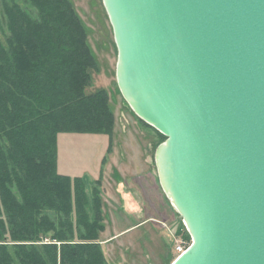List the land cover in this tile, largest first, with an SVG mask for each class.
Wrapping results in <instances>:
<instances>
[{
    "label": "water",
    "instance_id": "obj_1",
    "mask_svg": "<svg viewBox=\"0 0 264 264\" xmlns=\"http://www.w3.org/2000/svg\"><path fill=\"white\" fill-rule=\"evenodd\" d=\"M116 84L165 137L160 185L191 237L172 264H264V0H102Z\"/></svg>",
    "mask_w": 264,
    "mask_h": 264
},
{
    "label": "trees",
    "instance_id": "obj_2",
    "mask_svg": "<svg viewBox=\"0 0 264 264\" xmlns=\"http://www.w3.org/2000/svg\"><path fill=\"white\" fill-rule=\"evenodd\" d=\"M0 15V264H107L98 183L57 170L59 133L113 129L106 91L85 92V28L70 0H0Z\"/></svg>",
    "mask_w": 264,
    "mask_h": 264
},
{
    "label": "crops",
    "instance_id": "obj_3",
    "mask_svg": "<svg viewBox=\"0 0 264 264\" xmlns=\"http://www.w3.org/2000/svg\"><path fill=\"white\" fill-rule=\"evenodd\" d=\"M113 95L116 101L119 100V107L124 106L125 111L121 119L114 117L112 134L59 133L57 144L61 138L69 136L73 141L80 140L85 149L60 151L57 145V170L70 177H82L92 184L98 183L102 225L106 230L115 228L106 237L101 235L103 231L99 233L98 239L107 264L113 261H110L105 246L112 244L115 238L118 240L119 236L133 235L130 243H119L121 255L133 258L138 264H153L154 239L165 259V248L159 236L163 228L159 224L165 218L158 221L153 214H147L155 211L154 205L165 207V193L160 185L155 161L160 142L154 130L145 126L134 114L119 91L115 90ZM90 137L95 138L91 144L87 139ZM167 205L172 207L170 201H167ZM171 212L175 217L173 207ZM134 247L140 249L133 250Z\"/></svg>",
    "mask_w": 264,
    "mask_h": 264
},
{
    "label": "rangeland",
    "instance_id": "obj_4",
    "mask_svg": "<svg viewBox=\"0 0 264 264\" xmlns=\"http://www.w3.org/2000/svg\"><path fill=\"white\" fill-rule=\"evenodd\" d=\"M73 4L74 10L81 21L83 27L86 31V39L91 50V53L95 59V67L90 68L89 70V84L85 88L86 93H96L100 90H104L106 96L105 101L108 105V108L111 110L113 117L120 118L124 115L125 108L120 105L119 100H115L113 93L119 91L116 84V54L117 49L113 39L112 28L108 20L105 8L103 6L102 0H70ZM0 34L1 38H6L8 35V30L4 25L2 16L0 15ZM118 89V90H117ZM110 91V92H109ZM114 91V92H113ZM120 93V91H119ZM112 97V98H111ZM118 104V105H117ZM128 105V104H127ZM115 111V113H114ZM128 114V117L131 116ZM126 115V114H125ZM127 116V115H126ZM71 135V134H70ZM58 139V138H57ZM89 144L95 141V138L90 137ZM164 138L161 137L159 142H164ZM60 151H65L71 149L75 152L78 149L84 150L83 144L79 141H73L69 136L63 137L60 139L57 144ZM84 155V154H83ZM86 163V162H85ZM87 181L86 179H84ZM92 183L87 181V189L90 190ZM169 199L165 194V207L160 208V206H155L153 201L151 202L154 205V212H147V214H153L158 221L162 218H165V221H160V224L163 228L159 233L160 238L163 241V247L165 248V259L162 255V250L158 249L156 240L152 241L154 245L155 255L153 256V264H172L174 261V247L177 244V240L180 238L183 239L185 236L182 232L177 233L178 229L177 224H182L180 218H178L177 212H175V217L171 212V206L167 205ZM101 203V202H100ZM173 211V210H172ZM176 211V210H175ZM157 213V215H156ZM158 225V223H156ZM115 228L104 229L101 233L102 236H108ZM155 229V228H154ZM134 236V235H133ZM133 236H119V239L114 240L112 244L105 246V251L108 252L110 261H113L112 264H138L134 261L133 258L121 255L122 247L119 248V243H130ZM159 238V237H158ZM159 238V241L161 242ZM108 248V249H107ZM140 247H134L133 250H139ZM167 251V252H166ZM160 253V255H159ZM118 255L116 257V255ZM157 254V255H156ZM159 255V256H158ZM127 260V262H126ZM165 260V261H164ZM149 261V260H147Z\"/></svg>",
    "mask_w": 264,
    "mask_h": 264
},
{
    "label": "built area",
    "instance_id": "obj_5",
    "mask_svg": "<svg viewBox=\"0 0 264 264\" xmlns=\"http://www.w3.org/2000/svg\"><path fill=\"white\" fill-rule=\"evenodd\" d=\"M176 242L177 244L175 245V251L177 254L183 253L189 245V240L186 238L183 239L180 238Z\"/></svg>",
    "mask_w": 264,
    "mask_h": 264
}]
</instances>
